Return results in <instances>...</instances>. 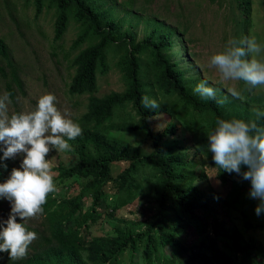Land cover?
Listing matches in <instances>:
<instances>
[{
	"label": "trees",
	"instance_id": "obj_1",
	"mask_svg": "<svg viewBox=\"0 0 264 264\" xmlns=\"http://www.w3.org/2000/svg\"><path fill=\"white\" fill-rule=\"evenodd\" d=\"M125 1L128 8L133 3ZM25 2L33 4L36 14L44 5L53 8L54 41L60 40L70 22L77 27L70 43L75 52L67 91L87 96L86 109L75 121L82 134L69 141L73 151L63 152L71 155L69 163L58 162L53 170L57 187L67 188L79 178L87 180L76 193L60 198L49 194L44 214L39 216L38 238L30 245L27 258L12 261L7 253H0V264H121L119 256L125 251L130 258L126 264H132L136 254L141 264H264V245L255 237L256 232L264 233V214H255L258 201L248 196L250 182L217 168L207 150V133L215 121H247L254 109L264 110V91L252 93L245 84L234 97L218 87L216 99H202L194 88L205 78L199 71L187 75L180 61L171 56L175 41L181 48L184 44L182 30L169 23L155 20L152 28L136 39L134 31L113 14L114 5L103 7V0ZM234 2L240 25L246 28L250 1ZM9 59L7 45L0 38L2 76L1 61L9 64ZM109 67L118 70L123 88L97 96L96 76ZM10 77L20 86L13 70ZM207 86L211 87L208 82ZM144 95L156 99L159 109L143 108ZM220 99L223 104L217 103ZM159 111L169 118L157 129L150 120ZM181 127L195 143L204 145L213 183L203 168L194 171L195 161L187 157L186 146L178 145L175 150ZM112 130L143 131L151 150L131 152L125 143L108 136ZM120 162L126 165L113 176L111 165ZM8 172V164L6 170L0 168V179H6ZM109 182L116 196L106 205L103 196ZM86 196L90 201L83 207ZM136 199L144 203L136 209L135 219L117 215L121 207ZM236 214L249 234L246 239L232 220ZM102 215L113 221L112 234L89 230ZM142 222L145 226L136 229ZM182 235L190 236L189 241Z\"/></svg>",
	"mask_w": 264,
	"mask_h": 264
},
{
	"label": "rangeland",
	"instance_id": "obj_2",
	"mask_svg": "<svg viewBox=\"0 0 264 264\" xmlns=\"http://www.w3.org/2000/svg\"><path fill=\"white\" fill-rule=\"evenodd\" d=\"M103 1L101 2L103 7L114 5L113 14L122 20L123 26L134 31L136 39H141L152 28L155 20L169 23L176 26L179 31L182 30L183 35L180 38L184 45L181 48L175 41L172 48L174 53L171 56L180 61L179 66L187 75L199 71L200 76L205 78L211 87L215 89L220 87L229 92L235 90L238 95L245 89V83L242 81H223L218 70L210 65V58L223 51L228 40L233 38L255 37L258 43L264 45L263 0H249V23L246 28L240 25L238 18L240 14L234 0H133L129 8L128 1L125 0ZM53 20L52 7L47 8L44 5L36 14L31 2L0 0V38L6 43L10 58L9 64L5 60L1 61L4 75H0V94L11 92L13 95L9 111L19 113L34 110L42 95L52 93L57 98V107L62 112L67 109L71 113V118L76 121L85 111L87 102L85 94L72 95L67 91V84L73 72L71 58L75 52L70 48V43L75 37L77 27L70 22L60 40L54 41ZM257 58H264V53ZM12 70L20 86L11 79ZM96 78L97 87L94 94L97 96L110 91H121L123 88L120 73L114 67H109L105 73H98ZM250 89L252 93H259L264 91V86ZM126 111H129V107H126ZM168 118L166 112L159 111L150 120V124L159 129L166 124ZM180 129L182 133L174 141L175 150L178 145L186 146L187 157L195 161L194 171L203 168L207 178L213 183V171L205 157L204 145L195 143L188 131L182 127ZM108 136L125 143L135 154H144L151 150L150 141L143 131L112 130L108 132ZM48 158L55 166L58 162L68 164L72 157L63 152L53 151ZM6 162L9 172L6 179H0V183L9 178L12 168L20 167L22 156ZM125 165V162L112 164V175H116ZM86 180L79 178L67 188L58 187L53 196L60 198L76 193ZM54 182L56 183L55 177ZM214 186L217 187L216 184ZM188 194H191V191ZM113 196H116V193L113 184L109 182L105 187L103 202L106 205L112 204ZM89 201V196H86L83 207L88 206ZM142 203H144L142 200L136 199L121 207L117 215L123 214L127 218L135 219L136 209ZM10 211V202L0 198V220H7ZM232 220L238 233L246 239L249 234H246L240 217L236 214ZM17 222H20L19 219ZM144 226L142 222L136 229H142ZM26 227L37 233L40 230L39 216L29 219ZM112 227L113 221L102 215L90 225L89 230L93 234L109 235L112 234ZM182 237L186 241L190 239V236ZM255 237L264 245V233L256 232ZM119 260L121 264L129 262L128 253L125 251L119 256ZM131 263L141 264L137 254L131 258Z\"/></svg>",
	"mask_w": 264,
	"mask_h": 264
},
{
	"label": "clouds",
	"instance_id": "obj_3",
	"mask_svg": "<svg viewBox=\"0 0 264 264\" xmlns=\"http://www.w3.org/2000/svg\"><path fill=\"white\" fill-rule=\"evenodd\" d=\"M262 53L264 45L255 37L233 38L223 51L211 56L210 65L218 70L223 81H242L254 89L264 86V58H257ZM230 91L232 96H238L235 90ZM194 92L202 99H216L217 89L201 81ZM12 95L0 94V162L22 156V163L0 183V198L11 205L7 220H0V253L20 261L27 258L30 245L38 238L26 222L42 216L49 194L58 191L49 154L73 151L69 141L79 137L82 128L67 109L62 112L57 107L52 93L42 95L34 110L19 113L9 111ZM223 102L217 100L218 104ZM141 104L145 109L160 107L148 95L141 98ZM207 150L217 168L250 182L248 196L258 201L255 214H264V110L254 109L247 121L218 118L207 133ZM0 168L6 170L7 164L0 163Z\"/></svg>",
	"mask_w": 264,
	"mask_h": 264
}]
</instances>
